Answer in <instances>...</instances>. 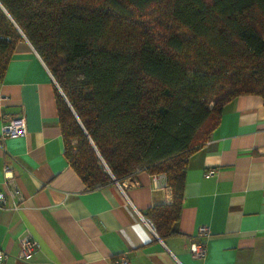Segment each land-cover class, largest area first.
<instances>
[{
    "label": "trees",
    "instance_id": "trees-1",
    "mask_svg": "<svg viewBox=\"0 0 264 264\" xmlns=\"http://www.w3.org/2000/svg\"><path fill=\"white\" fill-rule=\"evenodd\" d=\"M0 80L24 36L55 87L64 153L87 187L163 173L145 211L174 234L189 156L240 94L264 101V0H0ZM19 29H18V28Z\"/></svg>",
    "mask_w": 264,
    "mask_h": 264
},
{
    "label": "crops",
    "instance_id": "crops-1",
    "mask_svg": "<svg viewBox=\"0 0 264 264\" xmlns=\"http://www.w3.org/2000/svg\"><path fill=\"white\" fill-rule=\"evenodd\" d=\"M58 86L29 40H19L0 80V132L2 115L18 114L27 133L0 141V247L9 253L0 264H106L124 252L132 264H264L260 95L240 94L224 105L209 139L188 158L177 232L160 237L155 229L156 237L140 216L172 202L166 178L139 169L121 187L115 180L87 187L64 153ZM6 160L20 197L10 194ZM201 225L207 253L194 258L188 245ZM24 236L38 242L28 260L18 257Z\"/></svg>",
    "mask_w": 264,
    "mask_h": 264
},
{
    "label": "built area",
    "instance_id": "built-area-1",
    "mask_svg": "<svg viewBox=\"0 0 264 264\" xmlns=\"http://www.w3.org/2000/svg\"><path fill=\"white\" fill-rule=\"evenodd\" d=\"M3 124L0 132V141H4L7 138H15L25 136L27 133L26 122L23 116H19L18 114H3ZM4 176L6 179L10 180L12 184L11 196L20 197V190L16 186L13 179V171L10 167L9 161H5L2 167ZM160 176L165 175L163 173H159ZM119 185V181L115 180ZM121 187V185H119ZM6 205V196L4 192L0 191V208ZM142 221L148 226L151 232L157 237V233L155 231L154 224L148 218H144L140 216ZM208 234L207 226L201 225L197 228V232L195 234V239L191 240L188 245V251L194 258H204L207 253V247L205 243V237ZM38 247L37 240L32 236H24L19 241V251L18 257L28 260L32 257L34 251ZM9 257V253L0 247V263H5ZM106 264H132L128 255L124 252L117 256L111 258Z\"/></svg>",
    "mask_w": 264,
    "mask_h": 264
},
{
    "label": "water",
    "instance_id": "water-1",
    "mask_svg": "<svg viewBox=\"0 0 264 264\" xmlns=\"http://www.w3.org/2000/svg\"><path fill=\"white\" fill-rule=\"evenodd\" d=\"M0 6L3 8V6L0 4ZM3 10L4 11H6L4 8H3ZM18 28V27H17ZM19 29V28H18ZM19 32L21 33V35L26 39V40H28L25 36H24V34L22 33V31L19 29ZM59 87V86H58ZM59 91H60V93H61V95L65 98V96H64V93H63V91L61 90V88L59 87Z\"/></svg>",
    "mask_w": 264,
    "mask_h": 264
}]
</instances>
